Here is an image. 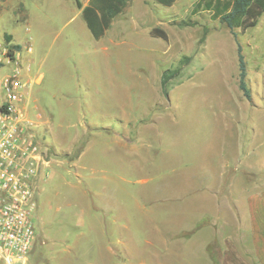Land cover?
Returning <instances> with one entry per match:
<instances>
[{
  "label": "rangeland",
  "instance_id": "rangeland-1",
  "mask_svg": "<svg viewBox=\"0 0 264 264\" xmlns=\"http://www.w3.org/2000/svg\"><path fill=\"white\" fill-rule=\"evenodd\" d=\"M77 1L0 0V44L20 46L25 116L47 160L24 264L199 262L217 206L232 210L227 183L242 206L264 180V12L237 30L246 100L236 40L198 0L178 4L169 42L121 51L101 50Z\"/></svg>",
  "mask_w": 264,
  "mask_h": 264
},
{
  "label": "built area",
  "instance_id": "built-area-1",
  "mask_svg": "<svg viewBox=\"0 0 264 264\" xmlns=\"http://www.w3.org/2000/svg\"><path fill=\"white\" fill-rule=\"evenodd\" d=\"M8 47L0 44V264H24L36 239V184L47 160L25 116L28 69Z\"/></svg>",
  "mask_w": 264,
  "mask_h": 264
},
{
  "label": "crops",
  "instance_id": "crops-1",
  "mask_svg": "<svg viewBox=\"0 0 264 264\" xmlns=\"http://www.w3.org/2000/svg\"><path fill=\"white\" fill-rule=\"evenodd\" d=\"M90 1L78 0L82 7L88 5ZM95 1L97 4L99 3V0ZM170 1L171 5L162 3ZM181 1L127 0L122 11L112 18L101 37L96 39L90 31L89 33L94 41L100 43L101 50L110 48L118 51L131 50L137 49L144 42L164 41L151 35L153 28H160L166 33L167 41L164 42L167 43L170 40L169 20L174 18L177 6ZM79 11L81 12L80 8ZM255 182L253 180L243 188L241 194L243 201H241L244 204L242 206L239 203L240 198H236L238 197L236 194H240L241 191H234L233 188H230L232 181L227 183L224 190L226 197L231 202L232 210L229 206L224 210L221 207L218 209L219 206H217L216 217L218 219L214 225L219 226L208 238L209 241L205 245V254L201 257V261L195 262L194 254H190V258L188 254H184L186 260L183 263L174 262L173 264H264V180L262 184ZM234 194L236 195L235 199L232 198ZM213 215L214 211L210 212V216ZM213 241L217 242V246ZM210 245L214 246L212 252H209L208 249ZM179 257L180 254L177 258ZM152 258L154 260L151 264H172L161 261L160 255L156 253ZM138 264L148 263L141 261Z\"/></svg>",
  "mask_w": 264,
  "mask_h": 264
},
{
  "label": "trees",
  "instance_id": "trees-1",
  "mask_svg": "<svg viewBox=\"0 0 264 264\" xmlns=\"http://www.w3.org/2000/svg\"><path fill=\"white\" fill-rule=\"evenodd\" d=\"M127 0H99L97 4L95 0L84 7L77 1L78 7L81 9L82 18L86 27L94 38H99L104 34V31L109 26L112 18L120 13ZM164 5H171L170 2H162ZM205 10L212 13L213 18L218 19L225 25L229 32L233 35L237 43L238 56V87L246 100L251 99L250 90L246 84V64L241 53V46L237 41V30L245 31L257 24L258 19L264 12V0H199L194 12ZM153 37H158L167 41L166 33L160 28H153L151 31ZM6 42L11 41V37L6 35ZM20 49L19 45H10L8 53L13 57L15 51ZM189 61V58H184V62ZM166 71L162 74L161 85L163 92L165 91V83L175 74Z\"/></svg>",
  "mask_w": 264,
  "mask_h": 264
}]
</instances>
